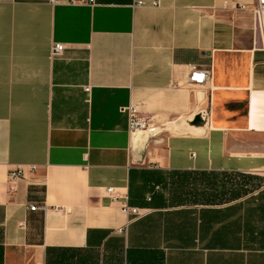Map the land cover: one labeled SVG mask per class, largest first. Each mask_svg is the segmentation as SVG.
Masks as SVG:
<instances>
[{"label": "crops", "instance_id": "crops-1", "mask_svg": "<svg viewBox=\"0 0 264 264\" xmlns=\"http://www.w3.org/2000/svg\"><path fill=\"white\" fill-rule=\"evenodd\" d=\"M253 4L0 0V264H264Z\"/></svg>", "mask_w": 264, "mask_h": 264}, {"label": "built area", "instance_id": "built-area-1", "mask_svg": "<svg viewBox=\"0 0 264 264\" xmlns=\"http://www.w3.org/2000/svg\"><path fill=\"white\" fill-rule=\"evenodd\" d=\"M53 3V0H50ZM92 2V0H69L70 4L75 3H86ZM255 31L260 37L262 44H264V0H254V4L251 8ZM64 45L60 43H54L51 47L50 56L51 57H59L63 54ZM190 75L187 78L188 83L203 85L206 83H211L212 81V68L211 66L198 69L194 66L190 67ZM88 90V88L86 89ZM120 112L125 113L128 117V130L130 135H133L135 132L153 135L155 133L156 128L148 119L142 118L139 115L137 106L134 104H129L127 107L121 108ZM204 120H208L210 118V112L205 111L202 114ZM108 195H113V190L108 188L106 190ZM114 198H119L118 195H115ZM30 211H34L35 207H29ZM124 211L131 215H138V210L135 208L124 207Z\"/></svg>", "mask_w": 264, "mask_h": 264}, {"label": "bare ground", "instance_id": "bare-ground-1", "mask_svg": "<svg viewBox=\"0 0 264 264\" xmlns=\"http://www.w3.org/2000/svg\"><path fill=\"white\" fill-rule=\"evenodd\" d=\"M141 136V133L139 132H135L133 135H132V140L133 141H136V140H141L142 138L140 137ZM145 139V137H143Z\"/></svg>", "mask_w": 264, "mask_h": 264}, {"label": "water", "instance_id": "water-1", "mask_svg": "<svg viewBox=\"0 0 264 264\" xmlns=\"http://www.w3.org/2000/svg\"><path fill=\"white\" fill-rule=\"evenodd\" d=\"M201 122L204 123L203 120L201 119V116H197V117H195L194 120H193V123H194V124H198V123H201ZM141 135L144 136V134H141ZM146 138H147V137H146Z\"/></svg>", "mask_w": 264, "mask_h": 264}]
</instances>
